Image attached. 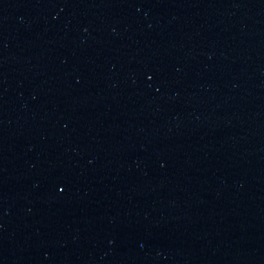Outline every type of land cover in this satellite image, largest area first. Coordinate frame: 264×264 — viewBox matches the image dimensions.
<instances>
[{
	"label": "water",
	"instance_id": "1",
	"mask_svg": "<svg viewBox=\"0 0 264 264\" xmlns=\"http://www.w3.org/2000/svg\"><path fill=\"white\" fill-rule=\"evenodd\" d=\"M0 264H264V0H0Z\"/></svg>",
	"mask_w": 264,
	"mask_h": 264
}]
</instances>
